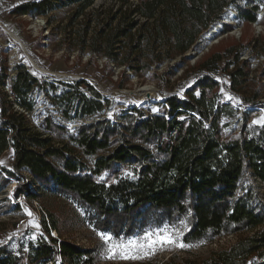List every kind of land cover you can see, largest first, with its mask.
I'll return each instance as SVG.
<instances>
[{
    "label": "trees",
    "instance_id": "obj_1",
    "mask_svg": "<svg viewBox=\"0 0 264 264\" xmlns=\"http://www.w3.org/2000/svg\"><path fill=\"white\" fill-rule=\"evenodd\" d=\"M95 1L25 0L12 14L49 16L53 25L51 14L65 12L64 25L53 30L74 41L71 50L99 56L110 69L152 71L150 78L166 81L183 65L162 74L152 65L184 56L229 5L239 21L262 22L256 0H139L135 6L121 0L117 8H96ZM222 24L224 33L231 31L232 24ZM247 49L253 60L264 57V34L205 53L188 68L195 72L190 83L157 113L127 109L117 120L104 116L107 99L86 79L49 81L25 63L11 66L1 53L0 158L9 148L13 154L9 167L0 165V212L55 190L86 208L97 231L119 237L179 227L190 252L240 234L231 245L181 264H252L254 257L264 264V202L253 201L251 188L242 189L245 177L264 182V126L252 123L264 109V71L250 78L249 59L240 60ZM41 91L53 108L40 110ZM12 180V198L1 197ZM48 214L50 226L43 216L44 233L26 248L0 245V264H98V251L63 238L58 217Z\"/></svg>",
    "mask_w": 264,
    "mask_h": 264
},
{
    "label": "rangeland",
    "instance_id": "obj_2",
    "mask_svg": "<svg viewBox=\"0 0 264 264\" xmlns=\"http://www.w3.org/2000/svg\"><path fill=\"white\" fill-rule=\"evenodd\" d=\"M23 1L25 0H0V54L2 53L3 57L7 56L8 63L11 66L15 62L25 63L34 75L42 76L43 79L46 78L49 81L74 79L69 76L86 79L106 97L104 115L112 120H117L121 114L120 112L127 109H132L134 112L140 110L145 115L153 113L154 108L159 110L160 104L164 103L170 94L177 92L181 86L190 83L195 72L191 70L189 74L187 70L201 60L205 53H209L211 50H222L231 44H246L252 42L254 37L264 34V0H256V3L260 2L258 15L262 22L253 24L239 21L238 13L234 5L231 4L224 10L222 20L214 22L199 36L193 47L185 53L186 58L183 55L166 57L162 63L152 65L153 69L159 74H162L170 65L178 66L180 65L178 63L183 65L174 76H170L166 81L165 78H150L152 71L148 75H135L125 66L114 65L110 69L105 65V59L99 56L91 58L88 52L82 53L80 50H71L74 41L70 39L63 41L61 29L53 30L55 26L62 27L64 25L63 14L65 12L60 11L51 14L56 15L53 25H49V16L34 18L30 15L12 14L13 9ZM138 1L130 0L129 4L135 6ZM120 4L121 0H96L94 7L113 5L117 8ZM222 23L232 24L231 31L224 33ZM243 52L244 55L240 60L242 58L249 59L252 71L250 78L263 75L264 57L254 58L253 60L249 49ZM186 75L192 77L188 80ZM120 85L124 86L121 87ZM233 95L229 96L232 97ZM236 97L234 96L235 101L238 99ZM36 98L40 110H43L44 106L53 108L46 92H37ZM262 100L264 101V95ZM55 113L60 116L57 112ZM255 116V120L264 116V109L258 111ZM37 121L39 119H36ZM234 124L239 125L238 122ZM73 126L75 124L71 123L70 127L73 128ZM12 154L13 149H7L0 158V162H2L0 165L9 167ZM15 184L16 180H12L4 189L1 197L12 198V189ZM245 188L253 190V201L264 202V182L256 180L255 177L250 179L245 177L242 181V189ZM42 193L39 201L27 202L22 198L18 200L20 201V209L12 206L6 211L0 212V245H7L15 252L26 248L30 239L44 233L43 216L46 218L48 226H50L48 212L55 213L58 217L63 238H69L78 244L98 251V264H161L170 260L174 261L175 264H181L183 259H200L212 250L227 247L240 236V234L228 235L212 243L193 247L190 252L188 251L189 247L180 248L169 245L158 248L155 252L140 259H121L119 256L115 259H109V244L101 240L98 235L101 232L94 228L91 213L86 208L55 190H44ZM12 202L16 203L14 200ZM26 210L30 211L32 216H29ZM34 224H38L39 227H34ZM173 228L179 229L182 233V229L179 227L163 225L129 237L106 234L112 237L110 243L119 245L127 244L129 241L140 243L144 241L147 233H156L161 229L171 231ZM50 232L51 235L58 236L57 230L51 229ZM181 237L182 235L179 236L180 241ZM141 255H143L142 252ZM174 256L176 257L172 258ZM252 264H261V262L257 257H254Z\"/></svg>",
    "mask_w": 264,
    "mask_h": 264
},
{
    "label": "snow or ice",
    "instance_id": "obj_3",
    "mask_svg": "<svg viewBox=\"0 0 264 264\" xmlns=\"http://www.w3.org/2000/svg\"><path fill=\"white\" fill-rule=\"evenodd\" d=\"M223 91V89L221 90ZM227 96V94L225 93ZM229 100L233 98L231 96H227ZM153 111H158V109H153ZM183 119V117H181ZM253 124H258L264 126V116H261L259 119L253 120ZM207 126V125H205ZM2 163V162H0ZM29 216H32L30 211H27ZM30 223H32L30 221ZM34 227H39L38 224H34ZM101 240L105 243L109 244V259H115L117 256L121 259H140L143 256H147L152 252H155L158 248H163L169 245H174L180 248L189 247V245H185L179 240V236L182 235L179 229L173 228L171 231L168 229H161L159 232L156 233H147L144 237V241L137 243L136 241H129L127 244H112L110 243L112 237L106 233H98ZM141 252L143 255H141Z\"/></svg>",
    "mask_w": 264,
    "mask_h": 264
},
{
    "label": "water",
    "instance_id": "obj_4",
    "mask_svg": "<svg viewBox=\"0 0 264 264\" xmlns=\"http://www.w3.org/2000/svg\"><path fill=\"white\" fill-rule=\"evenodd\" d=\"M64 76H68V75H64ZM71 78H74V79H82V77H74V76H69ZM71 80V79H70ZM98 89V88H97ZM99 90V89H98ZM100 91V90H99ZM105 116V115H104ZM108 117V116H107Z\"/></svg>",
    "mask_w": 264,
    "mask_h": 264
}]
</instances>
